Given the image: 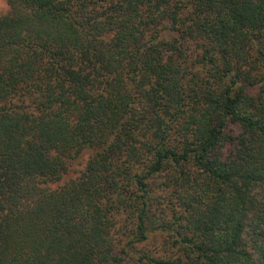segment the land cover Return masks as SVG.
Masks as SVG:
<instances>
[{
  "label": "trees",
  "instance_id": "1",
  "mask_svg": "<svg viewBox=\"0 0 264 264\" xmlns=\"http://www.w3.org/2000/svg\"><path fill=\"white\" fill-rule=\"evenodd\" d=\"M0 264H264V0H5Z\"/></svg>",
  "mask_w": 264,
  "mask_h": 264
},
{
  "label": "rangeland",
  "instance_id": "2",
  "mask_svg": "<svg viewBox=\"0 0 264 264\" xmlns=\"http://www.w3.org/2000/svg\"><path fill=\"white\" fill-rule=\"evenodd\" d=\"M8 9L7 3L5 0H0V15L5 13Z\"/></svg>",
  "mask_w": 264,
  "mask_h": 264
}]
</instances>
